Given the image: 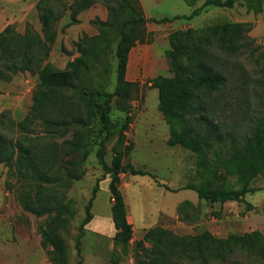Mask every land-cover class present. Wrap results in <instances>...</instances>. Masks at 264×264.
Listing matches in <instances>:
<instances>
[{"label": "trees", "instance_id": "trees-1", "mask_svg": "<svg viewBox=\"0 0 264 264\" xmlns=\"http://www.w3.org/2000/svg\"><path fill=\"white\" fill-rule=\"evenodd\" d=\"M99 1L107 7L108 19L96 17L91 21L97 34L79 39L76 47L80 56L64 70L47 63L58 38L57 23L68 12L71 24L78 23V16ZM138 1L74 0L69 4L65 0H40L36 11L41 31L28 22L23 33L14 25L0 33V81L11 82L26 73L39 81L33 104L21 121H15L8 110L0 113V164L8 168L9 176L30 188L20 193L25 211L37 218L46 217L39 234L51 264H71L67 234L74 212L67 192L74 181L83 178L93 140H100L97 158L102 180L112 177L114 246L129 253L134 232L120 189L121 174L155 176L133 163L123 165L130 151L125 146L129 121L117 133L111 114L115 99L126 105L134 92V84L126 77L129 57L144 41L145 25L191 20L209 6L233 9L243 3L256 14L264 9V0H187L191 6L203 4L189 16L149 21ZM251 30L250 23L224 21L204 30L171 33L167 59L172 76L153 80L159 92V111L171 130L167 145L197 153L198 171L206 181L212 184L222 180L216 189L210 188V183L188 187L199 199L213 204L244 203L248 194L257 191L251 183L264 173V46L255 44L249 36ZM111 50L116 59L114 91L94 89L86 84V76L104 67ZM241 57L254 62L263 74L256 87L262 91L255 92L260 109L252 107L253 82L239 63ZM109 145L110 163L106 161ZM230 177H237L242 186L231 188L227 183ZM100 180L79 226L77 264H82V239L94 217ZM136 246L144 255V264H264V237L259 232L227 238L210 232L181 236L156 226L147 230Z\"/></svg>", "mask_w": 264, "mask_h": 264}, {"label": "rangeland", "instance_id": "rangeland-1", "mask_svg": "<svg viewBox=\"0 0 264 264\" xmlns=\"http://www.w3.org/2000/svg\"><path fill=\"white\" fill-rule=\"evenodd\" d=\"M39 1L0 0V33L9 25H14L18 32L23 33L29 21L23 22L22 18L31 9L32 18L37 22V27H34L41 31L36 11ZM65 1L71 4L74 0ZM138 2L141 13L149 21L164 17L189 16L195 8L203 4L201 1L191 6L187 0H139ZM96 17L104 21L108 19V10L102 1L82 12L76 24H71L70 12H68L57 23L58 38L52 46L47 63L64 70L69 62L79 57L76 44L84 35L97 34V29L91 24ZM224 21L252 24L249 36L255 40L256 45L264 46V9L262 13L256 14L243 3L236 4L233 9L209 6L191 20L183 18L163 24L150 22L145 25L144 41L131 50L129 57L126 77L134 84V92L126 105L117 99L114 100L111 119L117 133L123 123L129 121L125 146L129 147L130 151L124 158L123 165L133 163L136 168L149 171L155 178L121 174L120 189L134 219L133 239L129 253L126 254L121 248L117 249L114 246L116 230L112 220L113 200L109 189L112 177L107 176L102 180L103 170L97 158L100 140H93L84 165V176L74 181L67 192V202L74 212L67 234L71 264H77L80 260L75 249L76 238L79 235V226L86 216L85 208L100 179V191L94 202V210L92 209L96 218L93 223L86 226L85 236L82 239V264H144V255L136 246V242L142 240L147 230L156 226L181 236L210 232L216 237L227 238L230 235L259 232L264 237V173L251 183L257 191L248 194L244 203L229 201L225 204H213L199 199L197 192L188 187H201L210 183L209 187L216 189L222 185V180L216 179L212 184L206 181L198 171L197 153L180 146L167 145L171 130L159 111V92L153 87V80L157 77L172 76L167 59L171 33L189 28L204 30ZM113 51L111 50L109 56L105 57L104 67L101 70L86 76L87 85L107 92L114 91L117 76ZM238 60L248 70L253 82V94L250 100L252 107L260 109V98L255 92L262 91L261 87H256L259 86L258 82L263 74L254 62L245 57ZM237 73L239 75V71ZM38 83V77L29 73L20 74L11 82L0 81V113L8 110L15 121H21L33 104L32 99ZM125 107L128 110H123ZM111 148L112 146L109 145L106 156L108 163L112 159ZM227 183L234 189L242 186L237 177L228 178ZM26 186L27 183L19 182L16 177L9 176L8 168L0 164V252L2 254H5V245L14 242V235H16L15 240L24 238V234L18 230L19 225L29 231L32 229L31 236L34 238L40 235L39 227L46 221V217L37 218L25 211L20 201V193L30 189ZM162 209L170 210L173 216H168L166 213L159 215L158 211ZM8 223L16 228V232L9 230ZM32 242L35 244L34 239ZM146 247L149 248L150 245L146 244ZM45 255L49 260L46 251ZM29 264L34 262L31 261ZM48 264H51L50 261Z\"/></svg>", "mask_w": 264, "mask_h": 264}, {"label": "crops", "instance_id": "crops-1", "mask_svg": "<svg viewBox=\"0 0 264 264\" xmlns=\"http://www.w3.org/2000/svg\"><path fill=\"white\" fill-rule=\"evenodd\" d=\"M31 12H32V9L31 11L27 12L24 15V17L22 18V21L23 22L29 21L35 27H37V24H36L37 22L34 20V18H32L33 15ZM127 210H128V206H127ZM158 212H159V215L166 213L168 216H173L170 210L162 209V210H159ZM93 216L94 217L91 223H93V221L96 218V215L94 214V212H93ZM128 220L130 224L132 225L134 224V219L132 215L130 214L129 210H128ZM8 226L11 232L12 231L16 232V228L14 226H10L9 223H8ZM10 227L12 229H10ZM18 230H20L21 233L24 234V238L15 240L16 235L13 236L14 242L12 244L9 243L8 245L7 244L5 245L6 246L4 250L5 254H2V252H0L1 254L0 264H29L31 263V261H33L34 264H48L49 260L47 259L45 255V251L41 247V236L39 235L37 237L32 238L31 233L33 232V230L31 229V231H29L27 228L20 226V225L18 226ZM33 239L35 240V244H33L32 242Z\"/></svg>", "mask_w": 264, "mask_h": 264}]
</instances>
